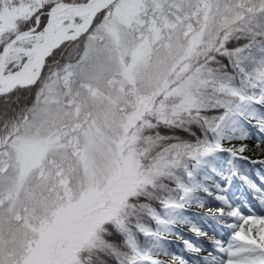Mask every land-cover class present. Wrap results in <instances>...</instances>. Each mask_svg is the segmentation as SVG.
<instances>
[{
	"label": "snow or ice",
	"instance_id": "obj_1",
	"mask_svg": "<svg viewBox=\"0 0 264 264\" xmlns=\"http://www.w3.org/2000/svg\"><path fill=\"white\" fill-rule=\"evenodd\" d=\"M257 150L264 0H0V264H264Z\"/></svg>",
	"mask_w": 264,
	"mask_h": 264
},
{
	"label": "rangeland",
	"instance_id": "obj_2",
	"mask_svg": "<svg viewBox=\"0 0 264 264\" xmlns=\"http://www.w3.org/2000/svg\"><path fill=\"white\" fill-rule=\"evenodd\" d=\"M255 139L252 138V139H249L247 141V143L249 144V146H253L255 144ZM246 154H248L249 156L255 158V159H264V153H261L259 150L257 151H254V152H247ZM254 178L256 179V175L254 176ZM221 186L222 187H225L228 189V191L224 194H227L228 196L232 197V198H239L236 200V203H241L242 201L244 200H248L249 202L253 203V204H256L257 201H255L253 199V195L251 193L250 190H248L246 187L242 186L239 182L236 181L235 178L232 179L231 181V185L229 186L228 182L227 181H221ZM210 200V203L208 204L209 207H216V206H219L218 205V202H216L214 199H211L209 198ZM179 231L181 233H184L186 235H191V233L188 232V229L187 227H180L179 228ZM168 239L170 241H175V236H169ZM177 245L174 244L173 245V248L176 249ZM208 247H210V245H208Z\"/></svg>",
	"mask_w": 264,
	"mask_h": 264
},
{
	"label": "trees",
	"instance_id": "obj_3",
	"mask_svg": "<svg viewBox=\"0 0 264 264\" xmlns=\"http://www.w3.org/2000/svg\"><path fill=\"white\" fill-rule=\"evenodd\" d=\"M243 168L247 167V166H250L252 169H256L257 166L256 165H253L252 163H250L249 161H242L241 162ZM191 212H195V210H190Z\"/></svg>",
	"mask_w": 264,
	"mask_h": 264
}]
</instances>
